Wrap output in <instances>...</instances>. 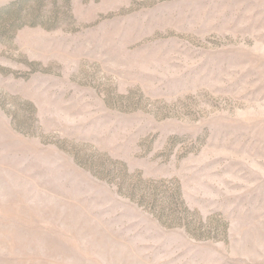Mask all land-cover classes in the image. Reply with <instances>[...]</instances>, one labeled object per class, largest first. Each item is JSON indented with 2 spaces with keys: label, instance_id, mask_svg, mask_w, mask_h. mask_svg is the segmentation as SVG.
Wrapping results in <instances>:
<instances>
[{
  "label": "rangeland",
  "instance_id": "rangeland-1",
  "mask_svg": "<svg viewBox=\"0 0 264 264\" xmlns=\"http://www.w3.org/2000/svg\"><path fill=\"white\" fill-rule=\"evenodd\" d=\"M0 264H264V0H0Z\"/></svg>",
  "mask_w": 264,
  "mask_h": 264
}]
</instances>
